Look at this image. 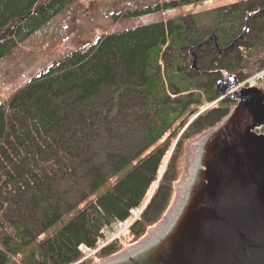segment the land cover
Wrapping results in <instances>:
<instances>
[{"label": "trees", "instance_id": "trees-1", "mask_svg": "<svg viewBox=\"0 0 264 264\" xmlns=\"http://www.w3.org/2000/svg\"><path fill=\"white\" fill-rule=\"evenodd\" d=\"M75 1L0 0V51L37 32ZM173 3L169 0L164 8ZM178 3L179 8L186 6ZM252 4L242 0L226 6L236 10L230 17L215 10L211 31L221 33V49L245 31V13ZM160 8L146 6L125 16L141 17ZM190 16L180 13L168 22L103 36L33 79L12 97L9 113L0 107V190L5 196L0 201V264L80 262L85 256L81 244L97 249L106 239L104 229L113 232L117 221H129L130 211L147 202L176 140L177 149L194 126L233 106L220 100L216 105L221 111L214 105L188 125L192 115L220 98L210 78L225 71L229 76L242 73L247 80L264 70V14L256 34L243 40L238 59L231 51H214L206 62L211 77L205 75L210 71L193 70L192 47L210 29L188 32L191 23L181 19ZM171 94L180 98L170 102ZM126 96L135 99L132 106ZM201 98L205 102L191 109L193 99ZM122 125L138 131L137 147L129 149L127 142L124 147L119 136L126 140L134 135ZM161 186L172 190L173 184ZM157 196L131 226V245L165 215L167 204L154 208ZM158 211L156 218L149 217ZM120 249L110 245L96 258L111 257ZM96 258L79 264H93Z\"/></svg>", "mask_w": 264, "mask_h": 264}, {"label": "water", "instance_id": "water-1", "mask_svg": "<svg viewBox=\"0 0 264 264\" xmlns=\"http://www.w3.org/2000/svg\"><path fill=\"white\" fill-rule=\"evenodd\" d=\"M247 33L248 25L225 53ZM225 74L221 96L244 79ZM232 97L236 112L192 147L163 220L144 241L99 264H264V134L256 132L264 128V91L244 88Z\"/></svg>", "mask_w": 264, "mask_h": 264}, {"label": "rangeland", "instance_id": "rangeland-1", "mask_svg": "<svg viewBox=\"0 0 264 264\" xmlns=\"http://www.w3.org/2000/svg\"><path fill=\"white\" fill-rule=\"evenodd\" d=\"M174 1H176V3H173L170 9H165L164 4L169 2V0H76L37 32L33 33L22 42H17L16 46L2 47L0 55H4L0 58V107L4 106V111L9 113L11 110L10 101L16 93L22 89H25L31 83V81H33V79L37 78L54 63L58 62L60 59L71 54L72 52L80 51L84 47H86V50H88L91 46L99 42V39L103 36L121 32L127 29H134L138 26L153 24L156 22H168L169 20L178 16L180 13L191 14V16L187 19H181L183 21L188 20L191 23V26L188 27V32H193L194 27L210 29V31L202 36V41L192 47L191 53L189 55L190 60L192 59V66H194L196 59V68L193 70L203 72L204 74L207 73L210 71V68L209 64L206 62H208L211 57H213L214 51H220L218 53L222 54L221 52H223L224 54L225 50L231 48L233 44L244 34L243 32L231 46L221 49L218 42L222 40V35L217 30L211 31L213 19L210 18H213L215 15V10L219 13L224 12L227 17L232 16V12H236L235 8L230 10L229 8L227 9L226 6L239 3L242 0H195V5L189 4V0ZM179 1H182V3L186 4V6H184V8H179ZM156 5H160L161 7V10L158 12L150 13L141 17L127 18L125 16L129 11H134L140 8L142 9L146 6ZM202 14L206 15L202 16ZM263 14L264 0H253V4L250 6V8H247L245 13V21L246 26L248 25V33L240 41L238 46L231 49V56H233L235 60L240 57V53L244 50L242 44L244 43L243 40L250 35L256 34V32L259 30V27L261 26L260 18ZM208 15L209 17L206 18ZM238 68L241 69L242 67L238 66ZM210 73L211 71L207 73V75H210ZM238 74H241L244 78L242 73ZM238 74H236L237 78ZM220 75H222V73ZM227 78V75L224 74L223 77L217 76L210 78V82H212V86H214L217 90L218 86H220L223 81L227 82ZM263 78L264 70L255 74V76L252 78L247 80L243 79L242 82L239 81L235 83L234 86L227 90V96H221L218 93L220 98L217 101L225 99L226 104L227 102H234L233 106H231L227 111L225 110L226 106L222 108L223 111H221V116H219L220 120H218L219 117H211L210 119H204L200 125L194 126L193 131L190 132L186 138L181 140V143L177 149L175 148V145L177 144L179 138L176 140L173 148L167 155V158L164 160L165 163L162 167V171L156 185H154L147 202L143 205V207H141L140 210H145L146 207L149 206V203L152 202V199L156 193L158 196L156 197L153 204L155 209H161L167 204V212L175 204L179 191V183H181L184 179L186 169L189 166V155L192 147L220 130L221 127L232 118L237 110V101L232 97L235 93L240 92V90L244 88L251 87H255L264 91ZM204 79H206L207 82L209 81L206 77ZM170 96V102L171 100L180 98V95L177 94H171ZM124 101L132 106L135 99L131 96H126ZM214 105L215 108H218L219 106L213 102L207 107L210 108ZM195 107L196 105H192L191 109H194ZM207 107L205 109H208ZM118 108L116 110H118ZM100 110L103 111V109ZM202 111L203 110L192 115L188 125L193 122L195 123ZM204 124L206 125L204 126ZM124 126L122 125L121 128H124V130L127 129L126 133H131V135L134 136L129 137L126 140L122 139L120 136L119 138L122 141L124 140V147H126L125 142H127L128 148L133 149L140 144V138L137 133L138 131L131 130L130 128L128 129ZM262 132L263 131H259V133ZM182 133L183 132H181L180 135H182ZM139 147H141V145ZM2 166L3 159L0 158V168ZM171 182L173 184L172 190H168L166 187L164 188V186H161L163 183L170 184ZM1 190L0 201H3L5 200V196L4 191ZM159 211L155 215L150 214L149 217L156 218L159 214ZM163 218L164 216L160 219V222L163 220ZM134 219V216L131 217L127 223H130ZM158 224L152 226L145 237H143V239L136 244L144 241L150 230L156 228ZM117 232L118 231L104 232L106 239L102 241H106L105 243H107V245L101 246L99 249L98 245L96 252L94 251L93 253H89L88 250L86 251V248H83L82 253L84 252L83 254H85V256L82 260L99 257V252L107 250L110 245L114 244L121 247L120 251L117 254L104 259L115 258L120 255L129 246L131 236L129 235L130 232H125V234L121 235L120 239L116 242H109L111 239H109V237H113ZM102 260L103 259L98 260V258H96L94 259L93 264H99Z\"/></svg>", "mask_w": 264, "mask_h": 264}, {"label": "built area", "instance_id": "built-area-1", "mask_svg": "<svg viewBox=\"0 0 264 264\" xmlns=\"http://www.w3.org/2000/svg\"><path fill=\"white\" fill-rule=\"evenodd\" d=\"M141 208H134V209H132L131 211H130V213H131V217H133L134 216V220H132L130 223H127V222H125V221H122V220H119V221H117L116 222V224H115V228H114V231L113 232H116V231H118L116 234H114V236L113 237H109V242L110 241H114V242H116L117 240H119L120 239V236L121 235H123V234H125V232H129V230H130V228H131V226L135 223V222H137V221H139V220H141L142 219V217H143V214H144V211L145 210H140ZM107 231H110V230H108V229H104L103 231H102V233H106ZM111 232V231H110ZM109 234V233H108ZM106 236V235H105ZM106 241H102V240H100L99 241V247H98V249L101 247V246H106L107 245V243H105ZM113 242V243H114ZM112 243V244H113ZM83 248H86V251L88 250L89 251V253H93L94 251L96 252L97 251V249H95V250H92L89 246H87V245H81L80 247H79V250H81V252L83 251L82 249ZM84 253V252H83ZM88 254V253H87ZM83 261V260H82ZM82 261H80V262H82ZM80 262H78L77 264H79Z\"/></svg>", "mask_w": 264, "mask_h": 264}, {"label": "flooded vegetation", "instance_id": "flooded-vegetation-1", "mask_svg": "<svg viewBox=\"0 0 264 264\" xmlns=\"http://www.w3.org/2000/svg\"><path fill=\"white\" fill-rule=\"evenodd\" d=\"M218 52H220V51H218ZM222 54H223V52H221ZM226 72L225 71H222V75H220L221 77H223V75L225 74ZM207 77H211L212 76V74L210 73V75H207V74H205ZM209 79V78H208ZM264 79V78H263ZM210 80V79H209ZM203 87L204 88H206L207 89V87H206V85H203ZM216 92H217V90H216ZM218 93V92H217ZM205 102V98H201V99H193V105H201L202 103H204ZM217 109V108H216ZM215 109V110H216ZM226 109V108H225ZM207 109H203V111L201 112V114L199 115V117H198V119L197 120H199V119H201L202 117H203V115H204V112L206 111ZM217 110H219V111H221L220 109H217ZM223 110V109H222ZM227 111V110H226ZM196 120V121H197ZM218 120H220V117H219V119ZM205 126V125H204ZM259 131H263L262 133L264 134V128L263 129H257V133H259ZM261 133V134H262Z\"/></svg>", "mask_w": 264, "mask_h": 264}]
</instances>
